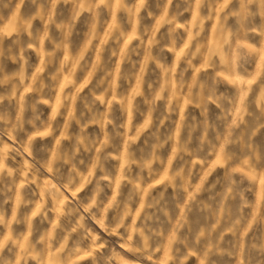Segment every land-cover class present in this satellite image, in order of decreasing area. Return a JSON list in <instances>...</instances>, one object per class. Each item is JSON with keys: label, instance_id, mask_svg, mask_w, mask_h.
Masks as SVG:
<instances>
[{"label": "clouds", "instance_id": "obj_1", "mask_svg": "<svg viewBox=\"0 0 264 264\" xmlns=\"http://www.w3.org/2000/svg\"><path fill=\"white\" fill-rule=\"evenodd\" d=\"M5 10L15 26L0 33V264H264V0H0V22ZM80 23L83 51L61 60Z\"/></svg>", "mask_w": 264, "mask_h": 264}, {"label": "rangeland", "instance_id": "obj_2", "mask_svg": "<svg viewBox=\"0 0 264 264\" xmlns=\"http://www.w3.org/2000/svg\"><path fill=\"white\" fill-rule=\"evenodd\" d=\"M63 8V14L65 16H70L71 15V5H68V6H61ZM5 19L3 20V22H0V33L4 32L5 30L11 28V27H14V22L11 20L10 18V14L7 12V10H5ZM158 15V13H157ZM120 18V14L119 13H116L115 14V19L119 20ZM185 18L186 19H191V16L189 14H185ZM112 19L113 17H109V23L112 22ZM82 20H83V17H82ZM183 22V21H181ZM153 24L155 23V21L152 22ZM230 24L234 23L233 21H229ZM214 24H215V21H213L212 23H207L206 22V29H207V32H208V36L209 38H211V35H212V29L214 27ZM33 27L34 28H39L41 29V32L43 31V24L42 22L37 19L35 21H33ZM122 27L125 28V31L127 33V38H131L132 35H133V29L130 25H127V24H122ZM77 31L80 32V36L79 37H76V41H77V44H76V47H75V50L73 51L72 49V46L70 45L69 46V50L67 52H65L63 55H61L60 59L62 60L63 59V56L64 55H68L70 57H75V56H78L79 53L81 51H83V48H84V45L85 43L87 42V36H86V33H87V28L86 26L84 25V23H80L78 24L77 26ZM161 31L163 32L164 29H161ZM126 38V40H127ZM125 41H122L121 42V45L120 47L122 48L123 47V43L126 42ZM11 41V38H8L5 43L6 44H9ZM101 42H97L96 43V52L99 53L100 51V47H101ZM137 43V41L133 40V46H135V44ZM145 53L143 51L140 52L139 54V59L142 60L143 57H144ZM135 58V57H134ZM95 59V56H93V60ZM118 60V57H115L113 58L112 60V63L115 64V62ZM174 60V56L172 53H169L168 54V62L171 63L172 61ZM29 64L31 65V71L34 72L35 71V68L36 67H39L40 65V59L39 57L37 56V53L35 51H31V56L29 58ZM6 71L8 72H13V71H17L18 70V65L13 63L12 61H8L7 63V67L5 69ZM159 74V73H158ZM83 80V77H81V82ZM222 91H225V89H221ZM87 91V90H86ZM230 95L233 94V90L232 89H227L226 90ZM5 104L7 105V101L5 102ZM44 113H45V116H47L51 109L45 107L44 109ZM103 110V109H101ZM8 111L9 113L11 114V117L14 118L15 117V114H16V108H15V103L13 102V106L9 107L8 108ZM215 111V109H214ZM75 128V125L73 126ZM89 131L90 132H99V128L98 126H91L89 128ZM25 139H27V137H25ZM262 142H264V135H262L260 138H259ZM4 140L6 143H11L10 141L7 140V137H4ZM41 143L39 140H37V143H36V149L38 150L40 147H41ZM49 143V147L51 148L53 145H54V141H50L48 142ZM36 151L34 150V155H36ZM51 157V153H39L37 155V159H40V158H46V159H50ZM19 162H22L21 161V157L17 156L16 157V163L12 162L11 160L8 161L9 165L10 166H18V163ZM119 166L113 162V168H118ZM65 173H67L68 169H64ZM217 173L219 175H222L223 172L222 170L218 169L217 170ZM215 176V174H214ZM55 182V181H54ZM195 182V181H194ZM18 183H19V180H18ZM62 191H65L64 189H61ZM39 193H40V189L37 187V185L33 184L30 186V190H28L27 194L30 198H33L34 199V203H38L39 202ZM89 193V188H85L84 190H82L80 193H78V196L80 197H84L86 196L87 194ZM33 194H35L33 196ZM65 195L71 197V193L70 192H67L65 191ZM249 199L255 200L254 196L249 193ZM168 196H169V206H170V211L172 210H175V217L174 219H178L179 218V210L175 208V204L172 203L171 201V197H172V190L169 189L168 191ZM49 207H51V204L49 203L48 205ZM12 207H13V204L12 202H9V204L5 205V210H6V214L8 215V217L10 218L11 216V210H12ZM31 211V209L29 210ZM49 217L54 221L55 220V215L53 213H49ZM163 219V218H162ZM128 223L130 224L131 221L129 220ZM166 223V221H165ZM47 227H50V225H47ZM85 227L88 228L92 233L98 235L100 237V240L98 241V243H103L105 241H108V248L111 249V248H115L116 251L120 252L121 255H124V252L123 250L120 249L119 247V244L117 242V238L115 237H109L107 235V233H105L103 230H101L99 228V226L92 220L90 219H86L85 220ZM18 232H24L26 233L27 232V229H26V226L21 224V225H14V233H18ZM121 232H123V229L121 230ZM125 258H128L127 256ZM31 264V262H30ZM82 264H88L87 261L85 262H82ZM188 264H198V261L193 257L189 260ZM220 264H235V261L227 256L224 257L223 261L220 262Z\"/></svg>", "mask_w": 264, "mask_h": 264}]
</instances>
